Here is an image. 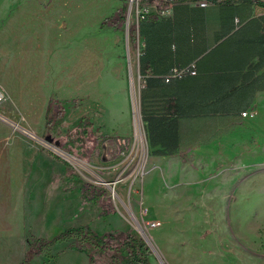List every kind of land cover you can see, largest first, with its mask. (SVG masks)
<instances>
[{
  "label": "rangeland",
  "instance_id": "rangeland-1",
  "mask_svg": "<svg viewBox=\"0 0 264 264\" xmlns=\"http://www.w3.org/2000/svg\"><path fill=\"white\" fill-rule=\"evenodd\" d=\"M18 4L28 8L4 10ZM130 5V0H0V91L5 96L0 108V264H22L33 241L50 242L78 227L98 235L135 236L151 248V264H264V125L243 141L247 151H232L233 167L221 161L212 166L221 177L217 181L233 178L226 193L215 194V204L146 203L143 184L146 179L148 194L150 178L145 177L149 157L141 115L139 24ZM65 6L67 13L57 12ZM48 20H61L66 27L57 32L46 26ZM9 21L26 24L36 42H8L15 32ZM114 42L124 62L128 103L121 83L109 90L101 80L87 92L76 79L85 68V53L89 67L97 70L103 44L109 53L106 67L113 68ZM65 62L73 76L62 84L58 77ZM14 72L31 76L35 89L19 94L10 85L2 90L3 78ZM135 110L143 148L135 138ZM117 128L131 136L107 135ZM105 182L116 184L115 199ZM149 222L161 225L151 228ZM178 222L193 228L184 233H191L185 241L179 238L183 234L176 236ZM168 232L175 235L167 239ZM69 244L45 247L28 264H88V256L71 251ZM93 255L97 264L112 260L109 253Z\"/></svg>",
  "mask_w": 264,
  "mask_h": 264
},
{
  "label": "crops",
  "instance_id": "crops-1",
  "mask_svg": "<svg viewBox=\"0 0 264 264\" xmlns=\"http://www.w3.org/2000/svg\"><path fill=\"white\" fill-rule=\"evenodd\" d=\"M145 1L150 5L152 15L139 25L140 93L153 122L151 130L145 123L149 157L145 177L150 178V182L149 192L145 194L144 180L143 194L147 204L170 206L174 201L209 206L216 203L212 200L217 199L215 194L226 193L228 182L233 179L227 176L223 181H217L221 177H217L218 172L213 174L212 166L221 161L233 167V159L229 157L232 151H247L248 143L243 144V141L248 142L254 129H263L264 0ZM202 3L208 5L203 7ZM26 8L28 6L18 4L6 6L4 10L21 12ZM38 8L41 9L39 5ZM68 8L72 13L71 6ZM64 10L57 12L67 13L66 6ZM85 11L87 15V7ZM46 23L57 32L65 24L61 20ZM7 25L15 29L8 37L10 43L34 44L38 39L35 34L26 32L28 26L23 22L9 21ZM117 46L114 42L113 68L106 67L109 53H105L103 44L97 50L101 57L97 70L93 71L95 65L89 67L90 54L85 53V68L81 74H76V79H81L79 85L87 87V92H90V86L95 89L93 84H100L101 80L109 90L121 83L128 103V81ZM190 66H196V76L165 83L164 79L172 69ZM63 67L58 82L65 84L73 73L69 74L66 62L61 69ZM48 74L47 69L45 75ZM10 85L15 86L19 94L35 89L33 78L18 72L3 78L2 90H7ZM201 93H208L205 103L200 101ZM169 98L173 100L172 105L180 104L178 112L176 108L172 109L175 114L168 112L170 105L166 101ZM112 112L109 114L114 117L115 110ZM107 135L131 136L130 131L118 128ZM153 171L160 173L153 177ZM202 172L209 174L211 179L204 180ZM163 220L168 222L170 219ZM188 230L193 228L178 222L176 236L183 234L179 238L185 241L191 234H184ZM173 235L168 232L167 239Z\"/></svg>",
  "mask_w": 264,
  "mask_h": 264
},
{
  "label": "trees",
  "instance_id": "trees-1",
  "mask_svg": "<svg viewBox=\"0 0 264 264\" xmlns=\"http://www.w3.org/2000/svg\"><path fill=\"white\" fill-rule=\"evenodd\" d=\"M186 68L188 67L174 68L167 76L171 75L174 70L180 71ZM195 71L197 75L196 66ZM189 76L193 75L187 73L181 77L172 78L169 82H166V78L164 81L169 84L177 81H183ZM172 101L173 100L170 98L166 101V104L170 105L168 112L170 113L173 108H176L178 112L180 104L177 103V105L174 106L171 104ZM200 101L201 103L208 101V93H201ZM175 113L171 112V114ZM141 115L143 121L149 125L148 127L151 130L153 117L147 110L144 100L141 101ZM60 242H70L69 249L71 251L86 254L89 258L90 264H97V260L93 255L95 252L109 253L112 257L109 264H151L150 258L152 256V250L144 241L130 234L124 236H117L114 234L98 235L88 227L68 228L50 242H46L44 240L33 241L22 264H28L30 259L41 254L45 247L50 248Z\"/></svg>",
  "mask_w": 264,
  "mask_h": 264
},
{
  "label": "built area",
  "instance_id": "built-area-1",
  "mask_svg": "<svg viewBox=\"0 0 264 264\" xmlns=\"http://www.w3.org/2000/svg\"><path fill=\"white\" fill-rule=\"evenodd\" d=\"M131 5H130V11L131 14H134V18L136 19L137 23L140 25V22L148 18L149 16L152 15V10L149 4L145 0H130ZM207 3H202L201 6L205 7L207 6ZM191 74V75H196L195 71V66H190L186 69L183 70H174L173 73L169 76H166V82H169L170 79L176 78V77H181L185 74ZM5 99L4 94L0 91V108ZM136 112H134V122L136 123ZM243 116H246V113L243 114ZM0 119H3V116L0 114ZM136 138V136H135ZM137 142V141H136ZM139 143V142H138ZM142 148L144 147V134L142 136V143H139ZM113 193V197L115 199V195L117 196L116 189L109 184L108 182L104 183ZM143 215H147V210L143 208ZM161 225L160 222H149L148 226L151 228H158Z\"/></svg>",
  "mask_w": 264,
  "mask_h": 264
},
{
  "label": "bare ground",
  "instance_id": "bare-ground-1",
  "mask_svg": "<svg viewBox=\"0 0 264 264\" xmlns=\"http://www.w3.org/2000/svg\"><path fill=\"white\" fill-rule=\"evenodd\" d=\"M135 109H137L136 107H135ZM135 112H136V115H138L137 114V110H135ZM20 127V126H19ZM135 136H136V141L137 142H139V143H142V136H143V131H142V126H141V121H140V119H139V116L136 118V123H135ZM18 129V128H17ZM21 131V130H20ZM34 137V136H33ZM32 137V138H33ZM66 155V154H65ZM77 163V162H76ZM109 184H111L115 189H116V184H114L113 182L112 183H110V182H108ZM140 229H141V231H142V228L141 227H139ZM139 229V230H140ZM143 235H145L144 233H143Z\"/></svg>",
  "mask_w": 264,
  "mask_h": 264
},
{
  "label": "water",
  "instance_id": "water-1",
  "mask_svg": "<svg viewBox=\"0 0 264 264\" xmlns=\"http://www.w3.org/2000/svg\"><path fill=\"white\" fill-rule=\"evenodd\" d=\"M127 57H128V62H129V64H130V53H129V49H128V44H127ZM23 132L26 133L28 136L33 137L32 134H29V133H27V132L24 131V130H23ZM142 234H143V233H142Z\"/></svg>",
  "mask_w": 264,
  "mask_h": 264
}]
</instances>
